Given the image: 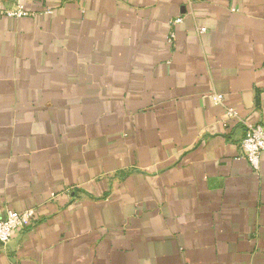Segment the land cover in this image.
Returning <instances> with one entry per match:
<instances>
[{
  "label": "crops",
  "instance_id": "1",
  "mask_svg": "<svg viewBox=\"0 0 264 264\" xmlns=\"http://www.w3.org/2000/svg\"><path fill=\"white\" fill-rule=\"evenodd\" d=\"M256 123L264 0H0V264H264Z\"/></svg>",
  "mask_w": 264,
  "mask_h": 264
},
{
  "label": "built area",
  "instance_id": "2",
  "mask_svg": "<svg viewBox=\"0 0 264 264\" xmlns=\"http://www.w3.org/2000/svg\"><path fill=\"white\" fill-rule=\"evenodd\" d=\"M17 2L18 0H13ZM8 15L16 17H24L29 15L21 4H15L14 8L7 12ZM182 18L177 17L170 20V24L174 25L181 22ZM205 28H200L203 32ZM174 32L170 31L168 35V42L172 43L174 40ZM208 97L215 103L223 101V95L217 92L208 94ZM226 115L229 118H237L236 112L232 108L226 109ZM264 151V125L261 123L246 124L244 135L240 141L239 154L240 157L246 158L250 166L254 169L259 167L261 153ZM34 218V209L27 208L23 211L8 210L5 218L0 219V243L7 244L13 232L18 229H23L32 224Z\"/></svg>",
  "mask_w": 264,
  "mask_h": 264
}]
</instances>
